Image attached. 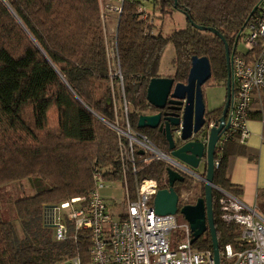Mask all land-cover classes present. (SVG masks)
<instances>
[{"label":"trees","instance_id":"16d2710c","mask_svg":"<svg viewBox=\"0 0 264 264\" xmlns=\"http://www.w3.org/2000/svg\"><path fill=\"white\" fill-rule=\"evenodd\" d=\"M260 1L0 0V188L24 179L39 183L34 195L21 196L14 203L22 236L14 222L4 218L0 203V264H61L76 255L84 263L89 261V232L81 231L77 240L58 241L44 221V211L89 195L95 188L96 166L107 172L108 179L121 178L118 136L105 122L115 119L114 88H119L120 97L124 89L133 126L167 151L163 132L138 128L141 114L160 111L148 103L147 89L151 79L162 77L166 47L172 42L176 50L177 81L187 80L192 57L198 56L209 59L215 83L226 85V43L230 51L237 49V36ZM148 2L162 17L182 12L186 27L167 37L158 33ZM113 6L119 8L113 41L115 62L106 24ZM258 98L262 108L251 110L250 117L259 114L264 119V94ZM222 111L223 106L209 111L207 117L218 119ZM222 155L214 183L240 198L243 189L228 175L226 148ZM167 168L164 162L155 161L137 174L130 173L133 198L143 178H154L161 188L166 187ZM111 169L116 170L113 175ZM183 187L187 186L182 184L179 192ZM220 197L215 189L214 217L222 250L228 243L236 245L240 227L221 220ZM258 198L257 210L264 214L259 210L264 194L259 193ZM193 247L213 249L209 229Z\"/></svg>","mask_w":264,"mask_h":264},{"label":"built area","instance_id":"2783aa9c","mask_svg":"<svg viewBox=\"0 0 264 264\" xmlns=\"http://www.w3.org/2000/svg\"><path fill=\"white\" fill-rule=\"evenodd\" d=\"M258 11L254 20L241 32L243 51L236 49L233 55V94L228 111L230 127L217 144L219 156L215 158L216 168L220 166L222 152L229 140L237 139L242 144L247 142L252 105L256 98L264 94V1ZM116 75L123 88L120 71ZM121 92L120 105L114 104L115 119L113 122L105 121L118 136L121 178L108 179L107 172L96 166L93 171L95 188L89 195L48 206L44 211V221L53 229L58 241L68 238L77 240L81 231L89 232V261L84 263L76 255L61 264H216L213 249H194L188 221L179 224L175 214L156 213L154 198L162 189L156 179L143 178L137 197L133 198L129 174H137L155 161L196 175L174 161L169 152L133 126L130 104L124 89ZM176 133L181 136L182 125ZM115 171L111 169L110 174L113 175ZM107 182H120L125 190V211L118 219H114L101 194ZM217 190L221 194V220L240 227L236 245L228 243L220 249V264H264V214L257 210V206L245 204L222 188L218 187Z\"/></svg>","mask_w":264,"mask_h":264},{"label":"water","instance_id":"95a60500","mask_svg":"<svg viewBox=\"0 0 264 264\" xmlns=\"http://www.w3.org/2000/svg\"><path fill=\"white\" fill-rule=\"evenodd\" d=\"M263 1L261 0L255 6L241 32ZM209 30L219 34L214 29L210 28ZM241 32L237 36L235 47ZM234 52L235 48L230 51L226 43L228 78L226 101L221 117L213 120L206 117L207 106L203 86L212 78L211 64L207 57L193 56L187 84L176 83L175 79L169 76L151 79L147 89V100L151 106L160 111L152 114H141L138 119V128L159 129L163 132L168 142L167 152L170 153V157L187 167L204 183V197H200L194 204H186L180 207V196L173 186L176 180L183 179L169 168L170 187L160 189L155 195L156 213L159 215H176L179 212L183 214L190 224L192 244L209 229L216 264H220V243L216 231L213 206V191L218 189L214 183L215 158L217 144L222 134L230 127L228 111L233 94L231 76ZM108 101L111 102L110 99ZM167 104L180 105L178 108L174 107V109L180 110V113L162 112L161 110L165 109ZM180 125H182V134L179 136V142H176L174 132ZM201 163L205 164L204 176L195 173L193 170L199 168Z\"/></svg>","mask_w":264,"mask_h":264},{"label":"rangeland","instance_id":"374dc122","mask_svg":"<svg viewBox=\"0 0 264 264\" xmlns=\"http://www.w3.org/2000/svg\"><path fill=\"white\" fill-rule=\"evenodd\" d=\"M118 6V4H117ZM117 6H113L111 10L107 13L106 24L108 30V41L111 46L110 50L114 46V36L116 32V27L118 23V15L119 8ZM147 10L150 13L154 24L156 25V31L158 33L163 34L164 36H170L176 30H180L186 27L187 19L182 12L173 11L171 13H166L162 17V12L157 9L154 12L153 3H147ZM247 31V29L245 30ZM243 40V38H242ZM242 40L239 41L237 49L238 51H243V43ZM176 58V50L174 44L170 42L166 47L165 53L162 57L160 74L174 77L176 66L174 65V60ZM112 59L115 62V50L112 52ZM114 64V63H113ZM115 65V64H114ZM204 96L205 102L207 106V111L218 109L225 103L226 100V85L215 83V80L211 78L208 83L204 85ZM120 92L119 88L116 86L114 88L113 93V103L116 105H120ZM264 99V98H263ZM132 108L130 106V112ZM174 138L176 142H179V136L176 132H174ZM195 173L204 176L205 175V164L201 163L199 168L193 169ZM195 180H199L197 177L193 178ZM202 185H197L193 190L188 187L181 188L183 192V196L180 199L182 204H186L188 202L195 203L198 196L201 194V189L204 183L201 181ZM39 183L37 181L31 179H24L18 182H14L12 184L6 185L0 188V203H1V211L4 213V218L11 219L15 226L17 227V231L20 236H22V230L18 221L15 219V209L14 203L15 200L21 196H31L34 195L37 191ZM202 186V187H201ZM180 190V191H181ZM102 196L106 199L109 209L114 215V219H118L119 215L125 211V190L120 182L106 183V187L101 190ZM264 210V205L259 209ZM8 219V220H9ZM176 220L179 224L187 222L185 216L180 212L176 214Z\"/></svg>","mask_w":264,"mask_h":264},{"label":"crops","instance_id":"0c3cea01","mask_svg":"<svg viewBox=\"0 0 264 264\" xmlns=\"http://www.w3.org/2000/svg\"><path fill=\"white\" fill-rule=\"evenodd\" d=\"M259 100H254L252 113L262 108ZM258 116L252 114L248 121L250 136L245 144L234 139L225 145L231 182L243 189L240 199L257 208L262 198L258 194H264V119Z\"/></svg>","mask_w":264,"mask_h":264},{"label":"flooded vegetation","instance_id":"af4514ba","mask_svg":"<svg viewBox=\"0 0 264 264\" xmlns=\"http://www.w3.org/2000/svg\"><path fill=\"white\" fill-rule=\"evenodd\" d=\"M238 44V43H237ZM236 50V49H235ZM174 79H175V77H173ZM175 82L176 83H178V82H181V83H185V84H187V80H185V81H177L176 79H175ZM208 83V82H207ZM203 90H204V86H203ZM182 92H184V91H182ZM204 93H205V90H204ZM205 97V96H204ZM226 101V100H225ZM225 104V103H224ZM224 104L222 105L223 106V108H224ZM222 106H220L219 108H221ZM170 107V108H169ZM174 107H180V105H171V104H167V106H166V108L165 109H163V110H161L162 112H167V113H174V114H178V113H180V110H178V109H174ZM218 108V109H219ZM215 110V109H214ZM211 111V110H210ZM209 111H207V113H208ZM223 112V111H222ZM206 117H207V115H206ZM207 119H209L208 117H207ZM200 139H201V137H200ZM203 140V139H202ZM227 144V143H226ZM216 151H217V148H216ZM203 164V163H202ZM171 169L173 172H175V173H177L178 174V176L179 177H181V179H183V180H176L175 181V183H174V189L176 190V192L179 194V196H180V199L182 198V196H183V192H182V190L179 192V189H180V186L183 184L184 186H187V187H190V189L191 190H193L195 187H197V185H202L201 184V180L199 179L198 181L197 180H195V179H193V178H196L195 176H192V175H190V174H188V173H185V172H183V171H181L180 169H177V168H174V167H168L167 168V173H166V177H165V186L166 187H164V188H169L170 187V178H169V174H168V169ZM202 187V186H201ZM164 188H162V189H164ZM203 189H204V185H203V187H202V191H201V194L202 195H200V196H198L197 197V199H196V201L200 198V197H204V191H203ZM196 201H195V203H196ZM186 204H194V202L193 203H186ZM185 204V205H186ZM179 205H180V207L181 206H183L184 204H182L181 203V201H179Z\"/></svg>","mask_w":264,"mask_h":264}]
</instances>
